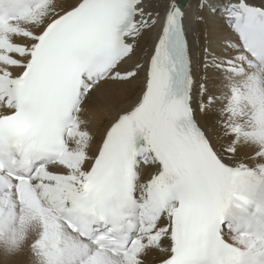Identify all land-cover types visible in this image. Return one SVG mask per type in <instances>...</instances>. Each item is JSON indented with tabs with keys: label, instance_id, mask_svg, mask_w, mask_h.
Listing matches in <instances>:
<instances>
[{
	"label": "snow or ice",
	"instance_id": "obj_1",
	"mask_svg": "<svg viewBox=\"0 0 264 264\" xmlns=\"http://www.w3.org/2000/svg\"><path fill=\"white\" fill-rule=\"evenodd\" d=\"M33 223L40 264H264V0H0L9 251Z\"/></svg>",
	"mask_w": 264,
	"mask_h": 264
},
{
	"label": "bare ground",
	"instance_id": "obj_2",
	"mask_svg": "<svg viewBox=\"0 0 264 264\" xmlns=\"http://www.w3.org/2000/svg\"><path fill=\"white\" fill-rule=\"evenodd\" d=\"M182 4L187 6L190 0H180ZM150 45L149 40L142 41V47H148ZM111 94H101L97 100V106L88 115L92 120L93 129L103 124L104 119L108 115L106 106H116L122 103L119 98L111 97ZM115 112H112L114 115ZM205 121L211 124V118L205 117ZM144 174L148 175L150 169L145 168ZM38 232V225L33 223L28 229L25 230L23 239L20 241L19 246L14 251L8 250V244L6 240L0 239V264H40V258L36 256L29 249V244L35 238Z\"/></svg>",
	"mask_w": 264,
	"mask_h": 264
}]
</instances>
